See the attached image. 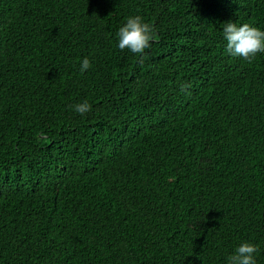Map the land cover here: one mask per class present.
<instances>
[{"label": "trees", "instance_id": "16d2710c", "mask_svg": "<svg viewBox=\"0 0 264 264\" xmlns=\"http://www.w3.org/2000/svg\"><path fill=\"white\" fill-rule=\"evenodd\" d=\"M0 264H264V0H0Z\"/></svg>", "mask_w": 264, "mask_h": 264}]
</instances>
